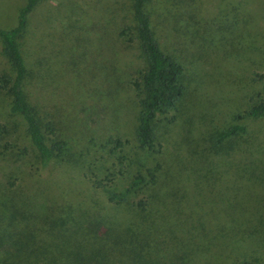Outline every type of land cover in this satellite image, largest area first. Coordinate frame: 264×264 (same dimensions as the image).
<instances>
[{
  "label": "trees",
  "instance_id": "1",
  "mask_svg": "<svg viewBox=\"0 0 264 264\" xmlns=\"http://www.w3.org/2000/svg\"><path fill=\"white\" fill-rule=\"evenodd\" d=\"M43 1L24 0L15 22L0 24V264H195L213 228L264 238V137L251 126L264 120V75L254 79L261 90L223 125L185 148L163 143L160 124L185 96L187 69L158 39L156 0H131L134 24L120 34L137 40L146 64L134 83V142L110 136L95 147L31 99L29 87L55 75L52 63L29 61L21 49ZM33 168L55 173V190L83 178L107 207L55 200L36 226L16 190Z\"/></svg>",
  "mask_w": 264,
  "mask_h": 264
},
{
  "label": "rangeland",
  "instance_id": "2",
  "mask_svg": "<svg viewBox=\"0 0 264 264\" xmlns=\"http://www.w3.org/2000/svg\"><path fill=\"white\" fill-rule=\"evenodd\" d=\"M23 2L0 0V24L12 25ZM156 6L158 39L181 58L188 80L178 109L160 124V138L185 148L200 133L223 125L261 90L255 80L264 75V0H156ZM133 24L131 0H45L31 13L21 39L29 61L41 58L55 66L52 83L29 87L31 99L58 128L95 147L110 136L134 142L139 111L134 83L146 64L137 40L120 34ZM251 126L264 137V120ZM26 172L16 190L36 226L44 224L41 213L55 200L107 207L103 195L89 193L83 178L74 176L55 190V173ZM213 229L195 264H264L263 237Z\"/></svg>",
  "mask_w": 264,
  "mask_h": 264
}]
</instances>
